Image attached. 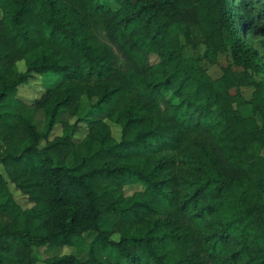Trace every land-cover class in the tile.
<instances>
[{"label":"trees","instance_id":"obj_1","mask_svg":"<svg viewBox=\"0 0 264 264\" xmlns=\"http://www.w3.org/2000/svg\"><path fill=\"white\" fill-rule=\"evenodd\" d=\"M0 167V264H264V0H0Z\"/></svg>","mask_w":264,"mask_h":264},{"label":"rangeland","instance_id":"obj_2","mask_svg":"<svg viewBox=\"0 0 264 264\" xmlns=\"http://www.w3.org/2000/svg\"><path fill=\"white\" fill-rule=\"evenodd\" d=\"M110 4L112 5L113 3L110 2ZM194 35H195V37H198L197 32H194ZM198 43H199V45L197 46L196 49H192L191 47L185 45L184 49H183V53L185 55L201 57L205 48L203 45H201L200 42H198ZM228 57H229V51L224 50V51L219 52L214 57H211V59H208V60L213 61L214 63L206 62V61H204L203 58H201V63H202V65L205 66V69L207 70L208 74L212 78H216V77L220 76L222 73L221 67L228 64V62H229ZM155 60H156V57L152 56L151 61L154 62ZM17 68H18V70L23 71L25 69L24 61H18L17 62ZM233 69H234L235 74L237 76L240 75L241 69L239 67L234 66ZM252 80L256 81V80H259V78L254 77ZM59 81H60L59 78L54 76V75H52V76L47 75V76H44L43 78L39 77V76L34 77L33 79H30L27 83L21 84L18 87L17 96L19 98L23 99L24 101L30 102L32 99L38 97L46 88L55 86ZM253 89L254 88L251 85L242 87L241 91H242L243 96L246 99H250L252 96ZM93 102H94V99H88L86 97L82 98L81 103H80V107H79V111H78L80 117H86L88 112L92 110V103ZM241 110H242V113L244 115H251V107L249 105H245L244 107H242ZM97 116L98 115L95 114L92 117H97ZM76 119H77V117L69 118L66 113H63L60 116V120H68L71 123H73ZM257 119L260 122L259 116H257ZM33 121H34V124H35L38 131H42L44 129L45 121H44V116H43L42 111H38L35 114ZM109 124L111 126L113 136L118 139L119 135H120L119 127H117L116 125H114L111 122H109ZM60 132H61V124L56 123L53 130H52L50 138L54 135L60 134ZM85 133H86V127L83 123H80V125L77 129V139L82 138ZM69 162H70V160H69ZM0 169H1V167H0ZM10 189L12 190L14 198L16 199V201L23 208L31 206V203L26 198V196L24 194H22L21 192H19L16 188H14V186L12 184H10ZM139 189H140L139 185L126 186L125 187V193L130 194L133 191L139 190ZM69 252H72L75 255H78V253L75 250L69 249L67 247L51 250L47 254L58 255V254H66ZM45 254H46V252H45Z\"/></svg>","mask_w":264,"mask_h":264}]
</instances>
